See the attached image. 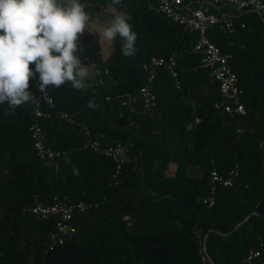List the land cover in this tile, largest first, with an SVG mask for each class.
<instances>
[{"label": "trees", "instance_id": "1", "mask_svg": "<svg viewBox=\"0 0 264 264\" xmlns=\"http://www.w3.org/2000/svg\"><path fill=\"white\" fill-rule=\"evenodd\" d=\"M81 3L92 16L110 6L114 16L125 14L137 33V51L123 57L117 37L104 58L98 32L77 41L85 49L81 63L108 68L112 79L94 88L89 77L83 91L70 83L49 86L57 106L79 122L40 119L46 143L65 151L59 158L40 159L33 144L35 79L28 89L33 101L14 112L7 103L0 105V264H204V245L207 264H248L243 259L249 250L264 245V21L246 13L236 17L246 27L239 26L235 34L217 27L209 31L214 42L232 53L244 90L240 100L246 114L233 116L215 107L225 98L193 51L197 31L145 0ZM171 54L176 55L182 86L161 67L152 82L158 104L144 113L141 101L129 100L149 82L144 65ZM93 99L98 107H86ZM195 116L201 122L187 129ZM85 127L105 145H131L118 180L111 158L82 147L88 138ZM236 166L234 183L218 186L214 205L204 203L211 193L212 168L229 175ZM36 196L103 203L77 212L74 237L54 246L56 218L40 220L32 214Z\"/></svg>", "mask_w": 264, "mask_h": 264}, {"label": "built area", "instance_id": "2", "mask_svg": "<svg viewBox=\"0 0 264 264\" xmlns=\"http://www.w3.org/2000/svg\"><path fill=\"white\" fill-rule=\"evenodd\" d=\"M150 8L164 13L168 18L188 28L198 32V40L193 47V51L201 56V62L210 74L219 82L220 92L225 98L224 102H216L215 107L233 116L245 115L246 108L241 102V96L244 90L239 85V78L234 70L231 59L232 53L222 49L210 37L211 28H219L224 32L235 34L238 27H246L245 22L237 24L236 17L246 13L257 14L264 21V0H145ZM225 8H232L234 11H227ZM92 68V85L98 88L106 83L107 78L112 79L108 68L95 66L93 62L88 63ZM149 72L148 83L140 88L138 94L130 97L133 103L142 102V111L147 113L152 111L158 104V97L154 90L152 82L156 78L161 67L166 68L174 80L175 85L181 88V77L177 69V58L175 54L169 57H153L144 65ZM30 67L34 70L35 65ZM38 73L33 78L36 81L37 98L33 105V115L35 121L30 129L32 132L33 144L40 159L50 160L61 157L65 151L55 149L49 146L45 140V129L40 122L42 118H57L66 120L70 123L78 124L77 119L66 109H60L55 101L50 89L41 92L38 87ZM129 100L123 103L127 104ZM201 122L200 116H195L193 120L187 123V129H193ZM88 135L83 143L84 149H92L100 155L111 158L116 164L114 178L118 180L120 174L130 160L131 145L118 141L116 144L105 145L101 140L93 138L91 131L85 127ZM237 166L233 168L229 175L222 174L217 167H213L210 172L211 193L209 197L203 199V202L209 206L215 203V193L220 185L231 186L234 178L238 175ZM103 201L86 202L83 200L74 201L68 196H54L52 201L35 197L34 203L29 210L40 220L56 218V230L52 234L53 245H61L71 240L76 228L73 224V218L77 212H85L90 209L98 208ZM205 253V251H204ZM204 264H207L209 257L203 256ZM244 262L248 264H264V245L259 248H253L244 257Z\"/></svg>", "mask_w": 264, "mask_h": 264}, {"label": "clouds", "instance_id": "3", "mask_svg": "<svg viewBox=\"0 0 264 264\" xmlns=\"http://www.w3.org/2000/svg\"><path fill=\"white\" fill-rule=\"evenodd\" d=\"M121 2L112 0L114 5ZM85 9L81 0H0V105L7 103L14 112L33 101L29 81L37 73L41 92L65 83L75 90H87L90 66L82 65L85 49L77 43L85 29L89 30L91 17ZM100 36L108 42L119 37L123 57L137 51V33L125 14L115 15ZM86 107L98 105L93 99ZM65 161L69 162L67 155ZM78 171L73 167L74 174Z\"/></svg>", "mask_w": 264, "mask_h": 264}, {"label": "rangeland", "instance_id": "4", "mask_svg": "<svg viewBox=\"0 0 264 264\" xmlns=\"http://www.w3.org/2000/svg\"><path fill=\"white\" fill-rule=\"evenodd\" d=\"M109 13H111L112 15ZM115 13L117 14V12L114 9H111V6H110V7H107L104 14L101 13L97 16L90 15L91 20H90V24H89V30L91 32H98L100 34V31L104 27H107L111 23L112 19L114 18ZM89 30L86 28L85 31L79 36L78 40H80V41L83 40V37L90 32ZM100 40L102 42V47H103L102 56L103 55L106 56L112 51L113 43L105 41L102 38H100ZM82 65H84L86 67L89 66V64H82ZM89 77H91V67H89Z\"/></svg>", "mask_w": 264, "mask_h": 264}, {"label": "water", "instance_id": "5", "mask_svg": "<svg viewBox=\"0 0 264 264\" xmlns=\"http://www.w3.org/2000/svg\"><path fill=\"white\" fill-rule=\"evenodd\" d=\"M204 244H206V238H205V240H204ZM204 251H205V254L209 257V254H208V252H207V250H206L205 245H204ZM209 259H210V257H209Z\"/></svg>", "mask_w": 264, "mask_h": 264}, {"label": "crops", "instance_id": "6", "mask_svg": "<svg viewBox=\"0 0 264 264\" xmlns=\"http://www.w3.org/2000/svg\"><path fill=\"white\" fill-rule=\"evenodd\" d=\"M111 9H112V8H111ZM101 54H103V48H102ZM109 54H110V53H109ZM109 54H108V55H109ZM108 55H106V56L103 55V57L106 58V57H108ZM91 76H92V68H91Z\"/></svg>", "mask_w": 264, "mask_h": 264}]
</instances>
